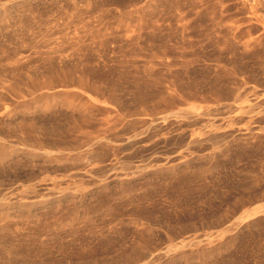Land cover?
I'll return each mask as SVG.
<instances>
[{
    "label": "rangeland",
    "instance_id": "obj_1",
    "mask_svg": "<svg viewBox=\"0 0 264 264\" xmlns=\"http://www.w3.org/2000/svg\"><path fill=\"white\" fill-rule=\"evenodd\" d=\"M0 264H264V0H0Z\"/></svg>",
    "mask_w": 264,
    "mask_h": 264
}]
</instances>
